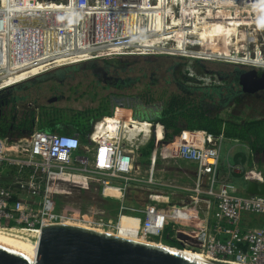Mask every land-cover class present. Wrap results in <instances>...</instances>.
Segmentation results:
<instances>
[{
  "label": "built area",
  "instance_id": "1",
  "mask_svg": "<svg viewBox=\"0 0 264 264\" xmlns=\"http://www.w3.org/2000/svg\"><path fill=\"white\" fill-rule=\"evenodd\" d=\"M218 1L221 0H213V4L221 5ZM206 3L207 0H11L6 12L0 9L5 17L3 23L0 22V31L16 33L15 47L13 52L8 51L13 49V41L5 39L0 32V43L7 44L0 62L8 64V60L19 64L22 60L43 58L49 51H63L65 48L76 53L79 59L61 60L58 67L126 54L188 56L170 49L177 48L182 42L185 46L188 39L194 38L192 32L202 28L203 21L198 23L195 19L203 16L204 11L209 13L210 10L204 8ZM24 10L26 15L22 13ZM6 13L10 16L8 20ZM151 28L157 35L148 33L143 37L142 33L146 34ZM127 31L141 34L143 38L137 44L142 48H148L146 43H153L156 48L131 53L114 52L112 42L123 37ZM57 45L59 50H48L55 49ZM95 48H98L99 54L90 53ZM101 48H107L108 53L103 54ZM46 71L48 69L27 78ZM117 116L134 123L142 121ZM143 121L147 123L148 132L143 136L142 144L146 145L150 137L157 142L162 141L163 125L159 121ZM96 125L97 122L93 123L88 133L93 145H84V154L78 153L81 142L75 133L34 129L16 141L0 137V179L2 168H5L4 175L9 169L13 175L8 183L0 182V225L9 222L17 227L41 228L45 223H51L57 217L51 193L62 189L63 180H87V173L102 176L99 178V191L103 196L121 197L135 171L138 146L124 147L119 136L97 135V138L91 139ZM133 137L136 136L130 135L128 141ZM223 140L222 134L183 129L177 145H165L169 149L175 148L180 159L195 166L194 180L188 186L190 193L187 196L191 202L205 207L206 216L192 236L191 244L206 259L264 264V193H248L245 188L239 189L229 181L230 172L226 176L220 174ZM6 142L15 143L11 145L15 148L13 155L18 152L15 158L6 156L2 150ZM1 143L5 144L2 146ZM248 155L242 176L244 181L264 184L263 171L255 164L246 167L252 156L249 158ZM70 168H77L78 171L72 173ZM230 168L235 173L242 170L235 165ZM118 180H123V183ZM23 191H28L31 196H40L38 202L25 199ZM115 193L118 195L115 196ZM123 214L120 210L116 221L108 223L115 227V234L120 233L118 223ZM90 218L91 222L94 221ZM97 220L96 223L102 226L107 224L101 217ZM137 220L134 237L148 240L161 236L164 227L160 221L141 217ZM130 229L133 227L130 226Z\"/></svg>",
  "mask_w": 264,
  "mask_h": 264
},
{
  "label": "rangeland",
  "instance_id": "2",
  "mask_svg": "<svg viewBox=\"0 0 264 264\" xmlns=\"http://www.w3.org/2000/svg\"><path fill=\"white\" fill-rule=\"evenodd\" d=\"M262 0H221V5L217 7L213 4V0L210 2L213 4L208 8L209 4L204 6L205 9H209V13L204 11V15L201 17H197L195 20L200 23L204 21L203 17L206 15H210L211 17H215L214 14H222L224 17L229 15V21H227V26L229 28V33H231V40H226L228 45H223L219 43V47L222 51H227L237 55H248L253 56L255 52L257 55L264 57V25L260 24V19L264 12L260 10H256L255 7L258 6ZM244 2V3H243ZM248 3V4H247ZM247 4V5H246ZM233 5V6H232ZM255 5V7H253ZM221 6V8H220ZM227 6V8H225ZM230 6V7H229ZM239 6V7H238ZM245 6V9H244ZM224 7V8H223ZM220 11H219V10ZM244 10V11H243ZM227 11V12H225ZM215 12V13H214ZM233 12V13H232ZM235 12V13H234ZM196 13V12H195ZM239 14L234 15V14ZM243 13V14H241ZM226 14V15H225ZM228 14V15H227ZM241 14V15H240ZM245 14V16H244ZM257 14V15H256ZM222 15V16H223ZM234 15V16H233ZM259 15V16H258ZM244 16V17H242ZM247 16V18H246ZM232 17L235 19V24L232 21ZM241 17V18H240ZM249 17V18H248ZM255 17V18H254ZM223 18V17H222ZM245 18V19H244ZM253 18V19H252ZM257 18V19H256ZM225 19V18H224ZM201 20V21H200ZM255 21V22H254ZM258 25V26H257ZM206 28H197L192 33H197V31H203ZM195 35V34H194ZM221 41V40H220ZM221 44V45H220ZM200 46H196L198 49ZM125 56H132V57H125ZM163 56L166 55H159V54H126L121 56H114L107 58L111 63L117 64L122 66L125 64L124 62H128L132 67L131 71L138 72L140 68L146 69V75L150 72L157 71L159 72L160 69H164L166 65L176 62L180 65L179 70L182 72L184 79H181L183 82L188 83V80L185 79V76L192 74L193 76H197L201 78V81L197 85H193L194 82H189L187 86H206L205 82H207V78L209 75L204 74L202 70L198 69L196 64L194 63L195 60H215V59H202L198 57L192 56H177L182 57V59L176 58H164ZM188 60L193 62H188ZM225 64L228 65H235V63L223 61ZM163 64V65H162ZM213 63H211L212 65ZM74 64L61 66V67H52L51 72L53 73L50 75L49 78H46L45 75H38L34 77H30L24 79L20 82L5 85L3 88H9L18 86L23 84L25 81H30V89L25 91V95L29 101L30 94H33V91L37 89L38 83H42L43 81H55L57 82L59 79V75L56 74L57 72H73L75 71L73 66ZM249 66V65H244ZM161 67V68H159ZM262 68V67H257ZM228 69V68H227ZM50 72V73H51ZM133 74V73H132ZM56 76L55 80L51 77ZM147 77V76H146ZM71 82H73L74 78H69ZM51 83V82H50ZM54 83V82H53ZM56 85V84H53ZM58 86V85H56ZM153 87H149V93L137 94L136 90L130 91V94L122 96V99H128L132 107H135V111L140 112L143 111L145 115L146 113L156 112L160 110L161 107L166 105V99L171 94H159L158 92L162 91L156 89L154 87L155 84L152 85ZM108 89V88H106ZM104 89V90H106ZM1 90V89H0ZM60 90V88H59ZM101 92L103 95L101 97L100 94H96L98 98V102L96 101V97L93 99H82L81 101L84 103H90L92 106H96L94 112H102L111 114L114 116L117 115H124L128 116L131 115L129 113L128 107L125 106L123 103L124 101L119 100V96L113 92ZM186 92H188L186 90ZM149 95H152V99H149ZM22 99L20 104H17L14 107V110L18 112L19 110L24 111L25 113H30L34 107L31 105H27ZM23 103V104H22ZM8 108L2 107L1 111L7 110ZM18 110V111H17ZM35 113H38L37 110L33 109ZM32 110V111H33ZM92 111V110H91ZM90 111V112H91ZM4 113V112H3ZM212 115L221 116L225 118H232V120L241 121V120H248L254 118L264 117V102H261L259 98H252L251 100H244L242 101L241 106H229L228 108L220 111L210 112ZM40 114V113H39ZM54 114L61 117L62 119H57L58 123H66L67 125H60V127H70L69 124H78L79 118L75 117V114L71 120H69L72 112H63L59 111L58 113L54 111ZM20 114H16L17 119L19 118ZM104 115H101L98 118H95L90 126L95 122H104L105 120L102 119ZM11 118V114H10ZM49 119L48 116H45V121L47 122ZM10 120V119H9ZM42 122L43 125H46V122ZM35 128V127H34ZM33 128V129H34ZM48 130V128H46ZM92 129L90 128V131ZM32 131V130H31ZM48 131H51L50 129ZM78 135V134H77ZM129 136L122 137V144L124 147L127 148H135V145L138 147L136 148V168L135 171L130 176L128 181V187L124 190V193L121 195L120 198H109L103 196L99 191L100 180L102 176L98 174H91L87 173L88 179L79 181V179H69L63 180L61 182V190L53 191L51 193L54 199V207H55V214L57 215L56 219L53 220L49 224H65V225H73L82 227L85 229L93 230L100 233L106 234H115V227L110 226L108 223H114L119 216V211L121 210L122 213L126 215H131L135 217L141 218H149L160 221L164 228L170 226L168 232L162 231V234L159 238L148 239L155 242H160L163 244H167L173 246L166 238L174 237L176 240L181 242L183 246L188 249L196 252L195 248L191 244V238L196 233L200 225L202 224L206 213L205 207L198 205V203L191 202L188 198V194L190 191L188 190V186H190L194 180L195 174V166L194 164L184 161L180 159L176 155L175 148L169 149L165 146H159L154 150H151L150 153H144V146L142 141L144 137L139 135L133 137L131 141L129 140ZM5 137V135H3ZM80 138V137H79ZM88 139V134L85 136ZM151 138V137H150ZM10 141H16L19 138H9ZM81 142V148L79 149L78 153L84 154V145H93L90 143L89 139L86 142ZM227 141L224 140L221 150V160L219 162V171L222 176H226L227 172L224 170L226 161H225V145ZM5 143H1L3 146ZM15 143H7L2 150L6 153V156L11 157L15 148L11 147ZM244 150L247 154H249L247 168L253 166L257 167V169L263 171L264 173V153L259 154V161H257V155L250 153V149L248 147H244ZM3 167V166H2ZM245 169V166L243 167ZM243 169V170H244ZM1 173V183H8L12 180V171L9 169L4 175L5 168H2ZM70 172L75 173L78 171L77 168H70ZM67 177V176H66ZM229 181L237 186L244 183V177H229ZM119 183H123V180H118ZM22 195L25 199L37 201L40 196H31L28 191H23ZM90 217L94 221L91 222ZM103 218L104 224L103 226L96 223L98 222V218ZM120 218V217H119ZM7 225L9 222H5ZM6 225V226H7ZM13 225V224H12ZM47 225V224H46ZM5 226V225H4ZM173 226V227H172ZM38 228V227H36ZM213 260V259H212ZM226 261V260H224ZM227 262L238 263L233 260H229ZM239 264V263H238Z\"/></svg>",
  "mask_w": 264,
  "mask_h": 264
},
{
  "label": "flooded vegetation",
  "instance_id": "3",
  "mask_svg": "<svg viewBox=\"0 0 264 264\" xmlns=\"http://www.w3.org/2000/svg\"><path fill=\"white\" fill-rule=\"evenodd\" d=\"M125 57L129 58L132 56ZM163 57L169 59H182V57L177 56ZM188 62L193 61L188 60ZM124 63L125 64H123L122 66H119L117 64L111 63V61L106 58L90 59L81 62L79 65H76V67H74L75 71L73 72H57L56 74L59 75V79L57 82L50 81V83L47 80L43 81L42 83H38L37 89L33 91V94H30V102H27L28 99L26 95L23 102H27V105H31V107H34L33 109L37 110L38 113H35L33 109V111L30 110L29 114L25 113L22 110H17L18 112L14 111L13 117H11L10 120H3L9 122V126L5 130V136L7 138H20L29 135L34 129L39 130L37 128L39 125L38 115L43 111L57 109L59 111L67 113L72 111L80 112L86 110H94L96 109L98 103L96 106H92L90 105V103H84L81 100H88L96 97L95 99L98 102V98L103 95V93L101 92L104 91L113 92L119 96L120 101L129 103L130 101L128 99H122V96L130 94V91L136 89V93L138 95L149 93L150 90L148 88L153 87V84H155L156 86L154 88L159 90L163 89L162 91L158 92L159 94H187L189 96H194L196 95V93L192 91V88L195 86L187 85L189 82H194L193 85H197L201 81L200 77L189 74L188 76H185V79L188 80V83L183 82L181 79H184V77L182 75V72L179 70L180 65L173 61L172 63L166 65L164 69H160L159 72H150L148 73V75H146L147 72L144 67L140 68L138 72H134L131 71L132 67L128 62ZM194 63L196 64L198 69L202 70L204 74L209 75L206 80L207 82H205L206 86H200L198 88L211 89L212 91H207L205 93L203 92V90H201L200 92H197V100L200 98L202 100L201 105L205 109L209 110V112L224 110L229 106H241L242 101L248 99L251 100L253 97L259 98L261 102H264V90L249 93L244 91L242 89V85L240 84L239 75L252 69L251 66L238 64L228 65L225 64L223 60H195ZM211 63L213 64L211 65ZM261 71L262 68H257L258 74H260ZM47 74L52 75L53 73L49 72ZM50 75H47L46 78H49ZM55 77L56 76L51 78H54L55 80ZM69 78H74L75 80L71 82ZM53 84H56L58 86ZM186 90L188 92H186ZM99 93L101 94L99 97H97L96 94ZM2 107L3 105H1L0 103V119H2V114H5L3 113L4 111H1ZM165 107L167 106L165 105L164 107H161V109H164ZM174 107H177V105ZM186 107H190V105ZM16 114H20L18 119L16 117ZM221 118L225 120L236 121L232 120V118ZM249 120L252 119L241 121L239 120L236 122L243 123L244 121ZM92 121L93 119L89 122ZM76 133L78 134V132ZM220 134L223 135L224 139L226 138L223 133Z\"/></svg>",
  "mask_w": 264,
  "mask_h": 264
},
{
  "label": "bare ground",
  "instance_id": "4",
  "mask_svg": "<svg viewBox=\"0 0 264 264\" xmlns=\"http://www.w3.org/2000/svg\"><path fill=\"white\" fill-rule=\"evenodd\" d=\"M9 2L11 3V0H6V1L0 0V9L3 12H6V10L9 9L10 7ZM195 3L196 1L193 2V5ZM207 4H209V6L207 7L210 8L212 3L210 2V0H207L206 5ZM258 4H259L258 6L255 7L254 5L253 7H255L256 10H260L264 12V0L260 1V3ZM217 6L218 5H215L212 7L215 8ZM225 8H227V6ZM244 9H245V6H244ZM26 12L27 11L24 10L22 12L23 15H26ZM0 13H1L0 22L3 23V20L5 17L2 12ZM223 14L221 11V14H217V13L214 14L216 15L214 18L211 17L210 15L204 16L203 17L204 25L202 26V28H206V29L203 31H197V33H194L195 34V35L193 34L194 38L188 39L186 41L187 43L185 44V46L183 45V42H182L180 43V45H178L177 48H173L170 50H173L175 52H181L184 55L194 56V58L198 57V58H206V59L223 60V61L232 62L235 64H243V65L264 68V57L257 55L256 52H255V55L248 56L245 54L237 55V54L227 52L225 50L224 51L221 50V48L219 47V43L223 45L225 44L228 45L227 43L229 42H227L226 40H231L230 37L232 35L231 33L228 32L229 28L227 27L229 26L227 25L228 23L227 21H229L228 20L229 15L227 14L228 16L224 17ZM234 15L238 16L239 14L236 13ZM9 17L10 16H8L7 14V20ZM231 19L232 21L233 20L235 21L234 17H232ZM258 19L260 21L259 23L264 25V13L262 15V18L260 19L259 17ZM185 26H188V24H186ZM0 32H1V35H4L5 39L11 38V40L13 41V49H7L6 48L7 44L0 43V58H1L4 50L7 49L10 52L14 51L16 33L15 32H4V31H0ZM148 33H150L151 36L157 35V32L151 28L146 34L142 33V35H144L143 37L147 36ZM140 35L141 34H133L127 31L123 37L117 38V40H115L116 42H112V44L114 45V48H113V50H115L114 52L119 51V52H124V53H131L132 51H145L148 49L153 50L156 48L155 45H153V43H146L148 48H142L140 45H138L137 42L143 38V37H140ZM109 41H112V40H109ZM196 46H200V47L196 49ZM101 49H102L101 52H104L103 54H106L109 51L107 48H101ZM48 50H59V46L57 45L55 49L48 48ZM95 52L97 54L100 53L98 51V48L93 49L90 53H95ZM64 59L77 61L79 58H76V53L69 52V50L65 48L63 51H52V52L49 51L48 54H46L43 58L26 59V61L22 60L19 62V64L10 63L8 60H7L8 64H6L5 62H0V88L4 87L5 85H10V84L20 82L33 74H37L43 70L49 69L50 68L49 66L56 67L58 65H61V62L59 61L64 60ZM105 117L106 118L103 119L105 120L104 122L102 121L97 122V125L95 126V129H94L95 131L91 139L97 138V135L103 136V137H111V138H113L114 136L124 137L127 135H131V136L132 135L134 136L147 135L146 133L148 132L147 123L144 122L143 120H142L143 122L141 121L138 123H134V122H131L119 116H110V115L107 116L106 115ZM117 195L118 194L115 193V196ZM119 222L120 223H118L119 224L118 228L120 230V233H117L116 235L134 237V233L137 228V222H138L137 217L123 214V215H120ZM45 225L46 223L42 225L41 228ZM130 226H132L133 229H130ZM41 228L40 227L38 228L30 227L29 228V227H23V226L17 227L14 225H8V226L0 225V243L8 247H11L33 258L35 255L36 248H37V242H38V237L41 233ZM128 230H132V232H129ZM195 255L204 258V256L201 255L200 253L196 252ZM207 260H212V259H207Z\"/></svg>",
  "mask_w": 264,
  "mask_h": 264
},
{
  "label": "water",
  "instance_id": "5",
  "mask_svg": "<svg viewBox=\"0 0 264 264\" xmlns=\"http://www.w3.org/2000/svg\"><path fill=\"white\" fill-rule=\"evenodd\" d=\"M74 64L73 66L79 65ZM243 65V64H238ZM239 75L242 89L249 93L264 90V68ZM51 72L46 71L40 75ZM246 152L239 150L232 161L242 170L233 173L243 176ZM245 191L264 193V184L245 180ZM0 264H238L207 260L173 246L151 240L100 233L73 225L47 224L41 228L33 258L0 243Z\"/></svg>",
  "mask_w": 264,
  "mask_h": 264
},
{
  "label": "trees",
  "instance_id": "6",
  "mask_svg": "<svg viewBox=\"0 0 264 264\" xmlns=\"http://www.w3.org/2000/svg\"><path fill=\"white\" fill-rule=\"evenodd\" d=\"M212 91L211 89L193 87L192 91L196 93L194 96L184 95H172L166 99V106L164 109L157 110L156 112L146 113L143 111H135V107L128 102L123 104L128 107L129 113L131 115H126V117L137 119V120H149V121H159L163 124L164 137L162 141L157 142L153 137L144 146V153L148 154L151 150L156 149L159 146L165 145H177L179 143V133L184 130H205L214 135L223 133L226 137L236 138L241 141H244L247 147L251 150L252 154L257 155V161L259 154L264 153V118L252 119L249 121H244L243 123H238L236 121L225 120L219 116L212 115L209 110L205 109L201 103L202 100L199 98L197 100V92ZM149 99H152V95H149ZM177 107H174L176 106ZM190 107H186L189 106ZM54 111L57 113L59 110L50 109L48 111H43L38 115V129H43L48 131L49 129L53 132L59 133H75L78 132L82 142L88 141L85 136L90 132V124L92 119L100 117L101 115L111 116V114L94 112V110L86 111H72V114L69 120L75 116L79 118L78 124H69L70 127H60V125H67L66 123H58L56 120L59 116L54 114ZM91 111V112H90ZM5 114H2V118ZM45 116H48L49 119L46 122ZM7 119L4 117L0 119V136L5 134V130L9 126V122L3 121ZM10 119V118H8ZM59 119H62L61 117ZM46 122L44 126L42 122ZM2 123V124H1ZM48 128V130L46 129ZM32 130V129H31ZM12 225V224H11ZM6 226V225H5ZM8 226V225H7ZM170 226L163 228V233L168 232ZM171 244L174 245L175 249L184 250L191 254L196 252L186 249L182 243L176 240L174 237L166 238Z\"/></svg>",
  "mask_w": 264,
  "mask_h": 264
},
{
  "label": "crops",
  "instance_id": "7",
  "mask_svg": "<svg viewBox=\"0 0 264 264\" xmlns=\"http://www.w3.org/2000/svg\"><path fill=\"white\" fill-rule=\"evenodd\" d=\"M30 83L31 82L27 80L23 84L12 87L11 89L3 88L0 90V103H1V105H3V107L8 108L7 110H4V113H5L4 117H7L6 120H8V118H10V114H11V117H13V113L15 111L14 107H16L17 104H20L22 102V99L25 97V91L32 87L31 86L29 88ZM35 86H37V85H35ZM39 130L46 131L43 129H39ZM4 135H6V134H4ZM224 140L227 141V143L225 145V154H224L225 161H226V164H224L225 165L224 170L226 172H230V174H232L233 171H231L230 167H231V165H234L233 161H232L233 154L239 150L246 152L243 148V145H244V147L245 146L247 147V145L245 144L244 141H241V140L235 141V139L229 138V137H226ZM224 140L221 143L220 155H221V150H222V145H223ZM233 173H235V172H233ZM231 177H232V175H231ZM235 178H238V177H235ZM238 186L241 187V189L245 188L244 183L243 184L241 183V185H238Z\"/></svg>",
  "mask_w": 264,
  "mask_h": 264
}]
</instances>
